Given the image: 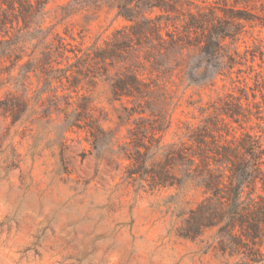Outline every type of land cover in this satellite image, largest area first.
Returning <instances> with one entry per match:
<instances>
[{"label":"rangeland","instance_id":"374dc122","mask_svg":"<svg viewBox=\"0 0 264 264\" xmlns=\"http://www.w3.org/2000/svg\"><path fill=\"white\" fill-rule=\"evenodd\" d=\"M124 1L47 0L48 41L88 57L0 58V264H264L184 235L185 169L264 149V0Z\"/></svg>","mask_w":264,"mask_h":264},{"label":"trees","instance_id":"16d2710c","mask_svg":"<svg viewBox=\"0 0 264 264\" xmlns=\"http://www.w3.org/2000/svg\"><path fill=\"white\" fill-rule=\"evenodd\" d=\"M46 3L47 0H0V58L16 59L27 44L33 47L43 44L41 53L45 58L54 54L76 60L90 56L89 49H78L79 55L67 48L71 44L58 34L55 40L48 41L50 28L42 27ZM128 3L125 0L118 7L126 9ZM67 51H72L73 56L66 54ZM240 146L241 157L235 156L238 148L229 145L214 151L221 169L212 168L211 172L206 164L198 168L199 174L197 169L193 172L191 168L185 169V179L199 175L204 197L190 210L189 228L184 235L194 236L201 227L212 226L217 229L222 251L241 254L244 263H256L264 259V149L245 145L243 141ZM166 171V166L161 164L154 171L156 174L151 175V181L171 184Z\"/></svg>","mask_w":264,"mask_h":264}]
</instances>
